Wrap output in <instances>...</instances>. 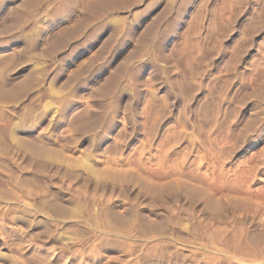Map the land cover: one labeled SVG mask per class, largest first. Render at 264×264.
Listing matches in <instances>:
<instances>
[{"label":"rangeland","instance_id":"1","mask_svg":"<svg viewBox=\"0 0 264 264\" xmlns=\"http://www.w3.org/2000/svg\"><path fill=\"white\" fill-rule=\"evenodd\" d=\"M109 1L0 0V264H264V0Z\"/></svg>","mask_w":264,"mask_h":264},{"label":"bare ground","instance_id":"2","mask_svg":"<svg viewBox=\"0 0 264 264\" xmlns=\"http://www.w3.org/2000/svg\"><path fill=\"white\" fill-rule=\"evenodd\" d=\"M17 1H20V2L18 3L19 6H20V5H24V2H25V1H28V0H9V3H10L9 5H10V7H11V8H10L11 11H12V9L14 10V8H16V7L18 6V4H17L16 6L14 5V3H16ZM29 1H30V0H29ZM100 1H101V0H100ZM110 2H111V0L109 1V3H110ZM112 2H113V1H112ZM22 3H23V4H22ZM25 3H26V2H25ZM49 3H50V2H49ZM97 3H98V2H97ZM27 4H28V2H27ZM110 5H111V4H110ZM19 6H18V7H19ZM27 6H28V5H27ZM23 7L25 8V6H23ZM103 7H105V6H103ZM8 8H9V7H7V9H8ZM20 8H21V7H20ZM24 8H23V9H24ZM105 8H106V7H105ZM25 9H26V8H25ZM106 9H107V8H106ZM165 9H166V8H165ZM240 9H241V8H240ZM90 12H91V9H90ZM93 12H94V11H93ZM11 13H13V12H11ZM11 13H10V14H11ZM15 13H16V12H14V14H15ZM17 13H18V10H17ZM96 13L98 14L97 11H96ZM14 14H13V15H14ZM88 14H89V13H88ZM92 14H93V13H92ZM94 14H95V13H94ZM92 17H93V16H92ZM121 17H122V16H121ZM112 18H113V17H112ZM90 20H91V19H90ZM111 20H113V19H111ZM85 22H86V21H85ZM118 22H119V21H118ZM116 25H117V24H116ZM43 29L45 30L46 28L44 27ZM36 31H37V30H36ZM34 33H35V31H34ZM44 34H45V33H44ZM25 36H26V35H25ZM25 36H24V38H25ZM35 37H36V36H35ZM77 37H78V36H77ZM26 38H27V37H26ZM31 38H32V37H30V39H31ZM30 39H29V41H30ZM32 41H33V39H32ZM35 41H36V40H35ZM38 41H39V43L42 45V44L45 42V39H44V37L42 36L41 38H39ZM38 41H37V42H38ZM46 41H47V40H46ZM146 41H147V40H146ZM30 42H31V41H30ZM33 42H34V41H33ZM141 42H142V41H141ZM21 44H22V43H21ZM32 44H33V43H32ZM44 45H45V44H44ZM145 45H146V44H145ZM24 46H25V45H24ZM141 46H142V45H141ZM25 47L27 48V47H29V46H25ZM30 47H32V46L30 45ZM30 47H29V49H30ZM33 47H34V46H33ZM26 48H23V49L26 50ZM46 48H47V47H46ZM106 49H107V48H106ZM27 50H28V49H27ZM63 50H64V49H63ZM146 51H147V50H146ZM142 52H143V51H142ZM136 54H137V53H136ZM126 58H127V57H126ZM155 60H156V59H155ZM119 73H120V72H119ZM111 75H112V74H111ZM74 80H75V79H74ZM111 80H112V79H111ZM115 81H116V80H115ZM138 85H139V84H138ZM108 86H109V85H108ZM110 86H111V85H110ZM100 89H101V88H100ZM108 90H109V89H108ZM112 90H113V89H112ZM103 91H104V90H103ZM110 92H111V91H110ZM100 93H101V92H100ZM104 93H106V91H105ZM58 99H59V98H58ZM56 100H57V99H56ZM59 100H60V99H59ZM54 101H55V100H54ZM60 101H61V100H60ZM58 102H59V101H57V103H58ZM64 102H65V101H64ZM55 103H56V102H55ZM59 103H60V102H59ZM58 105H59V104H58ZM87 106H88V105H87ZM99 107H100V106H99ZM99 107H98V108H99ZM90 108H91V107H90ZM98 108H97V110H98ZM93 109H94V108H93ZM103 109H105V108H103ZM26 110H28V109H26ZM102 112H103V110H102ZM102 112H101V113H102ZM103 114H104V113H103ZM86 115H87V114H86ZM100 116H101V115H100ZM102 119H103V118H102ZM78 126H79V125H78ZM117 126H118V125H117ZM40 132H41V131H40ZM34 142H35V141H34ZM38 148H39V147H38ZM45 148H46V147H45ZM50 150H51V149H50ZM33 152H35V150H34ZM55 152H56V150H55ZM55 152H54V154H55ZM49 153H50V152H49ZM47 154H48V153H47ZM44 155H45V154H44ZM51 155L53 156L52 153H51ZM51 155L49 154L48 157L51 156ZM36 156H37V155H36ZM42 156H43V155H42ZM48 157H47V158H48ZM50 158H51V157H50ZM111 167H113V166H111ZM111 167H110V168H111ZM111 169H112V168H111ZM112 170H113V169H112ZM113 171H115V170H113ZM108 172H109V171H108ZM115 172H117V171H115ZM109 173H110V172H109ZM112 173H113V172H112ZM109 176H110V175H109ZM113 176H114V175H113ZM116 176H117V175H116ZM121 176H122V175H121ZM121 176H120V177H121ZM123 176H124V175H123ZM114 178H115V177H114ZM114 178H113V179H114ZM118 178H119V177H118ZM116 179H117V178H116ZM109 214H110V213H109ZM111 215H112V214H111ZM110 217H111V216H110ZM252 235H253V234H252ZM254 236H255V235H254Z\"/></svg>","mask_w":264,"mask_h":264}]
</instances>
